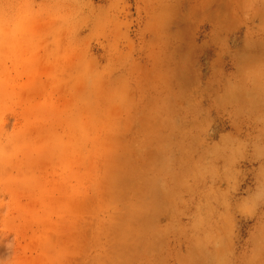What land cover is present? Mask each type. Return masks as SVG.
<instances>
[{"label":"rangeland","instance_id":"374dc122","mask_svg":"<svg viewBox=\"0 0 264 264\" xmlns=\"http://www.w3.org/2000/svg\"><path fill=\"white\" fill-rule=\"evenodd\" d=\"M0 264H264V0H0Z\"/></svg>","mask_w":264,"mask_h":264}]
</instances>
